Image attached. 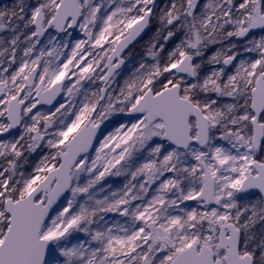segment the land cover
Returning <instances> with one entry per match:
<instances>
[{"label":"snow or ice","instance_id":"obj_1","mask_svg":"<svg viewBox=\"0 0 264 264\" xmlns=\"http://www.w3.org/2000/svg\"><path fill=\"white\" fill-rule=\"evenodd\" d=\"M0 264H264V0L0 6Z\"/></svg>","mask_w":264,"mask_h":264},{"label":"rangeland","instance_id":"obj_2","mask_svg":"<svg viewBox=\"0 0 264 264\" xmlns=\"http://www.w3.org/2000/svg\"><path fill=\"white\" fill-rule=\"evenodd\" d=\"M11 2H10V0H0V6H3L5 4H10ZM142 60H145L146 62H150L147 60V58L145 56H139V53L128 56L126 59L125 66L120 70L121 73L123 74V76L126 77L130 73V71L136 65H138ZM118 81L121 84L123 83V79L121 77H118ZM29 159L30 160L34 159V157H30ZM102 183H104L105 185L111 184L113 186V188H116V187H120L122 185L123 178L122 177H120V178L106 177L105 181H103Z\"/></svg>","mask_w":264,"mask_h":264},{"label":"trees","instance_id":"obj_3","mask_svg":"<svg viewBox=\"0 0 264 264\" xmlns=\"http://www.w3.org/2000/svg\"><path fill=\"white\" fill-rule=\"evenodd\" d=\"M11 1H12V0H10V2H11ZM10 4H11V3H10ZM148 39H149V38H148ZM148 39H147L145 42H143V43L140 44L138 50H137V49L135 50L136 53H139V56H145V45L147 44ZM135 52H134V53H135Z\"/></svg>","mask_w":264,"mask_h":264},{"label":"flooded vegetation","instance_id":"obj_4","mask_svg":"<svg viewBox=\"0 0 264 264\" xmlns=\"http://www.w3.org/2000/svg\"><path fill=\"white\" fill-rule=\"evenodd\" d=\"M150 35H151V33H149V34L147 35V37H146L142 42L138 43L134 48H132V49H131V50H130L125 56L128 57V56H130V55H134V54H136L135 50H136V49L138 50L140 44L143 43V42H145V41L149 38ZM134 52H135V53H134Z\"/></svg>","mask_w":264,"mask_h":264},{"label":"water","instance_id":"obj_5","mask_svg":"<svg viewBox=\"0 0 264 264\" xmlns=\"http://www.w3.org/2000/svg\"><path fill=\"white\" fill-rule=\"evenodd\" d=\"M146 37H147V35H144L142 39L138 38V42H134L133 45H130V46H129V49H127V50L125 51V55H126V54H127L132 48H134L138 43L142 42ZM124 66H125V65H124ZM124 66H122V68H123ZM122 68H121V69H122ZM121 69H120V70H121Z\"/></svg>","mask_w":264,"mask_h":264}]
</instances>
